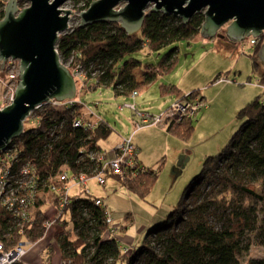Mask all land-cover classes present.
I'll list each match as a JSON object with an SVG mask.
<instances>
[{"label": "trees", "instance_id": "obj_1", "mask_svg": "<svg viewBox=\"0 0 264 264\" xmlns=\"http://www.w3.org/2000/svg\"><path fill=\"white\" fill-rule=\"evenodd\" d=\"M7 1L0 0L1 18ZM80 1L81 10H86L95 0ZM25 3L26 0H19L21 7H25ZM204 21L203 12L195 14L185 24L180 17L150 9L141 29L135 33H128L120 23L101 22L86 27L77 24L61 34L57 49L62 62L71 71L82 65L86 78L82 82L77 80L81 92L105 86L116 96H131L175 68L178 47L166 53L158 65L146 64L140 80L135 71L143 63L131 55L145 47L160 51L173 43L189 41L200 34ZM263 41L264 36L254 44L255 71H259L258 54ZM161 92L175 94L177 99L187 95L172 84H163ZM198 93L195 90L189 94ZM80 113L78 108L44 107L38 111L37 126L26 129L21 137L24 149L30 157L37 158V166L44 176H56L63 165H68L73 172H89L93 163L81 151L102 149L99 141L113 133L111 124L101 115L92 130L74 127L72 122ZM239 117L244 122L226 148L206 159L203 171L170 213L167 222L150 230L134 254L122 256L120 240L106 236L110 230L106 205H95L96 196L89 193L74 197L68 208L76 239L64 230L56 235L62 259L70 260L71 264H116L119 259L124 264H241V255L249 249V245H245L247 236L253 233L256 242L264 245V216L259 218L260 212L264 214V99L258 97L246 104L240 109ZM166 130L187 139L194 131L193 120L172 122ZM112 176L133 193L145 197L155 184L158 171L149 168L137 177ZM243 200L250 203L244 205ZM42 204L44 198L41 196L37 205ZM216 208L229 211L226 218L222 217L219 227L211 220ZM46 218L39 209L36 226L29 235L31 241L36 242L45 235L46 229L41 226ZM248 264H264V259L251 258Z\"/></svg>", "mask_w": 264, "mask_h": 264}, {"label": "rangeland", "instance_id": "obj_2", "mask_svg": "<svg viewBox=\"0 0 264 264\" xmlns=\"http://www.w3.org/2000/svg\"><path fill=\"white\" fill-rule=\"evenodd\" d=\"M28 5L29 2L25 3V6ZM82 5L80 0H69L62 6L73 11L70 28L80 24V13L84 11L81 10ZM124 5L122 3L119 7ZM19 6L21 7L20 4ZM152 7L151 5L148 10ZM225 31L224 27L220 31L221 34L219 32L212 38H204L198 34L189 41L173 43L160 51H151L145 47L133 53L131 56L143 63L142 67L135 71L140 80L141 71L146 64L158 65L166 53L178 47L175 68L160 75L144 90H140L135 99L131 96H116L111 88L105 86L78 95L93 112L109 121L113 128V133L108 138L99 141V146L108 153L109 158L114 157L116 145L123 138H129L134 130V123L131 120L133 111L125 104L136 103L139 111L159 114L161 110L170 107L176 98L175 94H162L163 84L179 87L182 85L192 88L191 91L198 90L199 96H205L204 99L208 103V107L192 119L194 131L187 139L157 125L143 127L133 135L134 145L140 146L139 141L142 144L138 151L143 165L138 176L149 171V168L158 171V178L145 197L130 191L114 176L107 178L105 187L98 185L95 180H89V192L92 196L104 199L111 217L110 229H114V232H107L106 236L120 240L124 257L134 254L142 246L150 230L167 222L170 213L178 207L187 189L203 171L206 159L220 154L226 148L244 122L243 118L239 117L240 109L235 107L236 104L242 101L245 106L258 97L264 99L262 80L264 63L259 60V71L254 70L252 55L255 46L250 42L251 37L234 43L223 37ZM8 73V69L2 73L3 79L7 78ZM219 78L226 79L218 81ZM2 87L0 84V92L3 90ZM31 116L25 121V130L38 124V119ZM162 159L164 161L160 167ZM68 168V165L62 167ZM80 188L72 187L73 198L86 195ZM42 198L44 204L41 206L36 204L32 209L34 225L36 226L39 209L46 215L45 221H56L46 229L45 235L38 241L26 240L27 253L22 259L26 264H45L48 261L50 264L59 263L60 249L55 239L56 232L61 230L70 232L71 238L76 239L75 232L71 230L73 227L68 209L60 216L58 211L54 215V199L56 204L54 194L44 191ZM242 203L246 205L250 201L243 200ZM228 212L224 208H216L211 216L212 223L219 227ZM259 215L260 219L264 216L263 212ZM246 243L249 249L241 255V264H248L251 258L264 259V245L256 242L253 233L247 236L245 245ZM116 264L124 263L119 259Z\"/></svg>", "mask_w": 264, "mask_h": 264}, {"label": "water", "instance_id": "obj_3", "mask_svg": "<svg viewBox=\"0 0 264 264\" xmlns=\"http://www.w3.org/2000/svg\"><path fill=\"white\" fill-rule=\"evenodd\" d=\"M26 1L29 5L21 8L19 0H8L0 20L2 68L9 58L20 61L15 99L0 108V151L24 134L25 121L38 106L77 95L75 77L57 49L61 34L70 29L73 11L62 8L69 0ZM151 5L152 11L180 17L185 24L203 12L204 38L217 36L224 27L223 37L234 43L264 36V0H95L80 13L79 26L120 23L132 34L141 29ZM258 55L264 63V41Z\"/></svg>", "mask_w": 264, "mask_h": 264}, {"label": "built area", "instance_id": "obj_4", "mask_svg": "<svg viewBox=\"0 0 264 264\" xmlns=\"http://www.w3.org/2000/svg\"><path fill=\"white\" fill-rule=\"evenodd\" d=\"M257 41L258 38L252 37L250 42L254 45ZM5 65V69H3L2 61H0V84L3 86V90L0 92V108L14 101L19 82L20 61L9 58ZM66 66L68 67V65ZM6 69L9 70V73L7 78L3 79L2 73ZM72 73L76 82L77 80L82 82L86 78L80 64L75 67ZM79 93L81 91L77 85L75 98L62 101L51 99L38 106L31 113L33 115L30 116L36 117L39 122L38 111L44 107L78 108L81 113L73 120V126L76 128L88 127L92 130L96 127L100 115L93 112L86 102L84 103L78 98ZM138 94V91H134L131 97L135 99ZM125 106L133 111L131 120L134 123V130L132 135L129 138H123L116 145L113 158H109L108 153L103 149L92 150L88 153L86 152L87 149L82 150L81 154H86L93 163L89 172H73L68 168L62 169L56 176H44L37 166V158L30 157L24 149L23 142L20 140L23 135L13 139L4 150L0 151V264H15L23 261L22 259L27 253L26 243L30 241L28 234H31V230L35 226L32 209L43 196L45 189L54 194L58 216H60L71 205L72 187H81L82 192L89 194L88 182L91 179L95 180L98 185L105 187L109 176L117 175L121 178L130 175L138 176L142 166L137 158V147L133 143V135L146 126L157 125L167 128L172 122L179 124L193 119L203 108L208 107V104L198 94L191 95L188 93L185 97L173 101L170 107L161 110L159 114L139 111L136 108V103H127ZM95 205L104 207V199L96 196ZM54 221L56 220L45 221L43 228L49 229ZM106 221L108 224L112 222L109 214ZM110 232H114V229H110L108 233ZM45 264L50 263L48 261ZM61 264H71V261L62 259Z\"/></svg>", "mask_w": 264, "mask_h": 264}, {"label": "crops", "instance_id": "obj_5", "mask_svg": "<svg viewBox=\"0 0 264 264\" xmlns=\"http://www.w3.org/2000/svg\"><path fill=\"white\" fill-rule=\"evenodd\" d=\"M178 87V89L181 91V93L182 94H187V93H190V91L192 90V88H187V87H185V86H182L181 85V87H179V86H177ZM193 91H195V90H193ZM192 92V91H191ZM176 98H175V100L178 98V96L176 95L175 96ZM204 98H206L205 96H203ZM174 100V101H175ZM244 102H239L238 104H236V108L237 109H241L242 107H244V104H243ZM141 142L139 141L138 142V144L141 146L142 144H140ZM136 147H137V151H138V148H140V146H138V145H135ZM137 158H138V161H139V163L141 164V166L143 165V163H142V161L140 162V158H139V151H138V154H137ZM78 196H85V195H78ZM99 197V196H98ZM53 205H54V209H55V211H54V215H55V213H57V207H56V204H55V199L53 200ZM54 217V216H53ZM61 226L63 227V225L61 224ZM63 230H61V231H59V232H56V234H55V239H56V241H57V243H58V240H57V238H56V235H58V233H60V232H62ZM58 246H59V243H58ZM122 247V246H121ZM59 249H60V246H59ZM51 257V256H50ZM51 259V258H50ZM62 260V252H61V249H60V260H59V263L58 264H60V261ZM39 263V262H38Z\"/></svg>", "mask_w": 264, "mask_h": 264}, {"label": "flooded vegetation", "instance_id": "obj_6", "mask_svg": "<svg viewBox=\"0 0 264 264\" xmlns=\"http://www.w3.org/2000/svg\"><path fill=\"white\" fill-rule=\"evenodd\" d=\"M224 28H222V30H223ZM226 32V31H225ZM220 34H221V32H220ZM224 35V34H223Z\"/></svg>", "mask_w": 264, "mask_h": 264}]
</instances>
